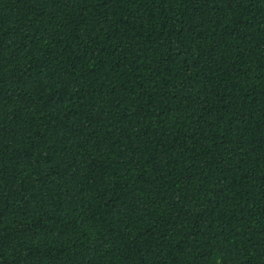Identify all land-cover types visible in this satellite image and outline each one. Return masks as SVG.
Listing matches in <instances>:
<instances>
[{"label": "trees", "instance_id": "trees-1", "mask_svg": "<svg viewBox=\"0 0 264 264\" xmlns=\"http://www.w3.org/2000/svg\"><path fill=\"white\" fill-rule=\"evenodd\" d=\"M0 264H264V0H0Z\"/></svg>", "mask_w": 264, "mask_h": 264}]
</instances>
